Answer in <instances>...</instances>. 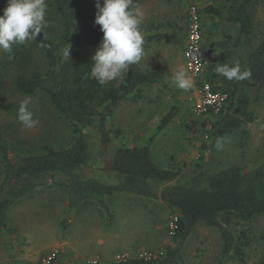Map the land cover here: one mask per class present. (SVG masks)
Returning <instances> with one entry per match:
<instances>
[{"label": "rangeland", "instance_id": "rangeland-1", "mask_svg": "<svg viewBox=\"0 0 264 264\" xmlns=\"http://www.w3.org/2000/svg\"><path fill=\"white\" fill-rule=\"evenodd\" d=\"M210 1L199 0V7ZM95 2L86 0L94 25ZM46 4L44 30L57 39L60 19L48 0ZM138 4L144 12L140 27L168 35L161 43L146 47L139 62L143 69L161 74L163 81L160 85L140 87L136 96L127 97L112 109L106 120L110 137L107 146L99 144L94 130L86 133L94 163L83 170V175L112 183L109 168L114 150L145 144H149L151 159L157 166L179 172L169 186L184 185L196 174L218 172L232 165L245 173L258 167L264 170V91L248 92L254 122L219 139L213 146L206 133L212 113L196 114L193 87L188 91L178 89L170 79L176 71L184 69L185 5L180 0H140ZM229 30L227 25L212 29L203 18L202 47L209 65L217 61L219 54L218 49L209 47L210 43ZM263 37L264 0H259L254 44H259ZM12 51L20 56L10 65L5 58L7 52L0 50V133L21 149L66 145L71 135L49 102L40 95H20L14 89L21 74L43 75L47 69L45 58L32 40L13 45ZM25 98H30L33 118L39 120L32 129L24 128L17 119L19 105ZM172 108L177 109L175 118L158 132L161 119ZM106 206L108 214L94 202H86L70 212L64 195L55 185L38 187L9 213L8 229L0 233V264H40L51 252H56L52 264H114L122 257L155 256L169 245L175 216L159 200L118 193L106 199ZM220 221L237 238L243 261L234 257L221 259L222 245L217 231L201 223L183 246V264H264V214L249 222L226 214Z\"/></svg>", "mask_w": 264, "mask_h": 264}, {"label": "trees", "instance_id": "trees-1", "mask_svg": "<svg viewBox=\"0 0 264 264\" xmlns=\"http://www.w3.org/2000/svg\"><path fill=\"white\" fill-rule=\"evenodd\" d=\"M48 1L60 19V36L53 38L43 29L32 40L45 58L47 69L43 75H19L14 89L23 96L44 97L71 138L63 146L21 149L0 133V233L8 229L9 213L20 200L51 183L64 195L70 212L77 211L86 202H94L108 214L106 199L128 193L143 199H157L175 216L169 245L162 251L148 259L131 257L114 264H183V246L201 223L217 231L222 245L221 259L234 257L243 261L237 238L220 218L232 214L241 222H249L264 214L263 168L245 173L239 166L232 165L218 172L196 174L184 185L169 186L179 172L157 166L151 159L149 144H145L114 150L109 168L112 183L83 175V170L94 163L86 133L94 130L99 144L107 146L110 137L106 120L112 109L127 97L136 96L140 87L160 85L163 77L137 63L130 65L119 80L99 84L90 72L94 50L103 34L93 24L86 0ZM258 3L259 0H211L199 7L202 28L203 18L212 29L220 25L230 27L228 32L222 33L221 39L210 43L209 47L219 50L218 59L208 65L203 75V81L210 84L213 92L227 96L223 109L212 114L206 131L213 146L219 139L245 129L255 120L248 92L261 94L264 91V37L257 45L253 42ZM5 7L6 0H0V14ZM186 30L187 27L184 37ZM141 31L144 49L168 38L167 33L156 30L150 32L141 28ZM68 46L70 58L66 60L63 52ZM19 56L16 52H7V64H14ZM234 60L239 61L242 71L251 72L250 78L229 81L216 73L218 64L231 66ZM176 114L177 109L172 108L161 119L158 132H162ZM108 219L111 220L109 215Z\"/></svg>", "mask_w": 264, "mask_h": 264}, {"label": "clouds", "instance_id": "clouds-1", "mask_svg": "<svg viewBox=\"0 0 264 264\" xmlns=\"http://www.w3.org/2000/svg\"><path fill=\"white\" fill-rule=\"evenodd\" d=\"M95 20L102 32V40L92 56L90 75L99 84L121 78L130 65L137 64L144 55V35L141 23L144 12L134 0H96ZM46 0H6L0 14V50L11 52L13 45H22L35 40L47 26ZM64 59L70 58V46L63 52ZM216 73L231 81L250 78L251 72L241 70L239 61L232 65L218 64ZM171 82L184 91L194 86L192 77L185 69L176 71ZM30 98L21 101L17 119L24 128L32 129L39 124L29 108Z\"/></svg>", "mask_w": 264, "mask_h": 264}, {"label": "built area", "instance_id": "built-area-1", "mask_svg": "<svg viewBox=\"0 0 264 264\" xmlns=\"http://www.w3.org/2000/svg\"><path fill=\"white\" fill-rule=\"evenodd\" d=\"M186 7V37L182 50L183 67L192 77L193 106L198 115L216 114L220 112L226 102L227 96L219 92H213L209 83L203 81V75L209 65L202 48L203 28L199 12V0H180ZM175 220L171 223V230L175 228ZM142 258H150L147 256ZM56 258V252L45 255L40 264H52ZM128 258H118L116 263Z\"/></svg>", "mask_w": 264, "mask_h": 264}]
</instances>
